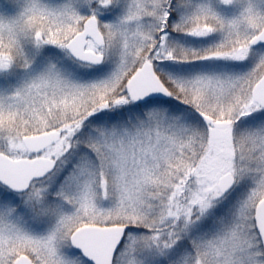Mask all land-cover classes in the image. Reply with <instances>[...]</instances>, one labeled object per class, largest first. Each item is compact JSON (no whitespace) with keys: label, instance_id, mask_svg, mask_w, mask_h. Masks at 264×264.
<instances>
[{"label":"snow or ice","instance_id":"snow-or-ice-1","mask_svg":"<svg viewBox=\"0 0 264 264\" xmlns=\"http://www.w3.org/2000/svg\"><path fill=\"white\" fill-rule=\"evenodd\" d=\"M0 264H264V0H0Z\"/></svg>","mask_w":264,"mask_h":264}]
</instances>
